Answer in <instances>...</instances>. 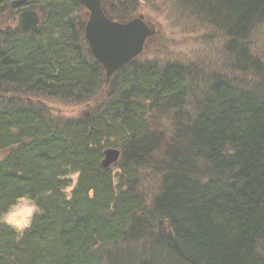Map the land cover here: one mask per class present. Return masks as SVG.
Wrapping results in <instances>:
<instances>
[{
    "label": "trees",
    "instance_id": "obj_1",
    "mask_svg": "<svg viewBox=\"0 0 264 264\" xmlns=\"http://www.w3.org/2000/svg\"><path fill=\"white\" fill-rule=\"evenodd\" d=\"M142 1L103 0L120 22ZM175 1L225 33L234 72L249 75L245 86L246 77L235 85L218 77L202 93L199 71L133 62L108 88L75 0H0L9 16L0 28V99L13 96L0 100V213L22 196L42 210L23 234L0 224V264H264V70L247 49L264 0ZM29 10L40 25L13 26ZM104 92L103 110L64 125L12 102L88 104ZM192 94L193 122L176 117L165 142L150 123ZM107 148L122 154L116 174L101 165ZM163 148L164 159L153 160ZM142 171L162 175L150 208L137 187ZM141 241L149 256H131Z\"/></svg>",
    "mask_w": 264,
    "mask_h": 264
},
{
    "label": "rangeland",
    "instance_id": "obj_2",
    "mask_svg": "<svg viewBox=\"0 0 264 264\" xmlns=\"http://www.w3.org/2000/svg\"><path fill=\"white\" fill-rule=\"evenodd\" d=\"M178 4L179 3L175 0H145L139 4L137 10H134L131 19L139 15H144L149 22L156 25L158 33V35L148 43L149 45L137 61V64L147 67L152 63L159 67L178 64L187 67L193 73L199 71L201 77L197 79V82H199L202 87L200 88L202 93L206 90L205 86H207L208 82L218 77L227 78V80L231 81L234 85L237 83L238 79L246 77V81L242 82L245 86L249 80V75L244 74V77L242 76L243 74L240 73V76H238L234 72L233 57L226 51L227 44L230 40L228 37L226 38L225 33L203 22L202 19L194 16L193 13L182 8L180 5L178 6ZM36 12L39 16L41 15L38 11ZM17 16H15V20L13 19V26L15 27L18 22ZM8 18L9 16L6 15V13L0 15V26L7 23ZM0 28L4 27L2 26ZM247 42V49L251 52L252 59L258 62V65L264 70V22L249 35ZM117 79L118 77H114L107 84L105 82L106 87L109 88V86H112ZM254 81L257 82L258 78H255ZM197 87L192 86V92L198 93L199 89ZM12 97L13 96H11V98ZM11 98L0 100L10 102ZM194 98L193 94L190 95V98L186 100L184 105L174 108L175 111L173 112H166L165 115L156 119L157 122H151L150 128L152 130L158 129L163 131L165 142L169 140V137L175 132L173 127L177 128L178 125V119H176V117L187 118L186 121L181 119L178 120L180 124L185 125L193 122L190 120L194 118L192 108L195 103ZM106 101V92L102 95H98L96 99L88 102V104L77 105L47 97H33V99L27 97H14L12 99L14 104L21 105L22 102H29L37 105L38 108L43 109V112L51 117L54 125H64L67 120H77V118L85 117L88 113L93 115L97 114L99 110H103ZM151 116L153 118V114H151ZM164 154L163 148L154 156L153 160L158 161V159H164ZM119 162H121V160ZM119 162L113 165L111 169L114 174L119 171ZM73 179L75 184L77 178L74 176ZM161 179L162 175L157 171L154 173H148L147 171L140 172V182L137 187L146 199L145 205L147 208L151 207L152 200L161 187ZM71 191L72 189H70L67 194H70ZM155 225L158 226H155L157 227L155 228L157 233L166 230V228L163 229L159 227V223H155ZM147 235H149V233H147ZM149 247L150 245L146 246V244L141 241L138 243L137 247L133 246L131 256L138 253L149 256ZM262 248L264 253V245ZM107 249H109V247L102 250V252H105ZM155 250L157 249L154 245L151 252L153 253Z\"/></svg>",
    "mask_w": 264,
    "mask_h": 264
},
{
    "label": "water",
    "instance_id": "obj_3",
    "mask_svg": "<svg viewBox=\"0 0 264 264\" xmlns=\"http://www.w3.org/2000/svg\"><path fill=\"white\" fill-rule=\"evenodd\" d=\"M75 2L88 14L84 24L86 44L92 57L103 68L106 82L130 62L140 58L148 41L158 35L156 25L143 15L125 23L115 22L105 13L101 0H75ZM40 21V16L35 11H25L18 15L16 28L34 29ZM103 155L101 165L110 169L120 160L122 154L112 148L104 150Z\"/></svg>",
    "mask_w": 264,
    "mask_h": 264
},
{
    "label": "clouds",
    "instance_id": "obj_4",
    "mask_svg": "<svg viewBox=\"0 0 264 264\" xmlns=\"http://www.w3.org/2000/svg\"><path fill=\"white\" fill-rule=\"evenodd\" d=\"M3 157L0 156V159ZM42 212L36 201L28 196L18 197L7 211L0 213V224L6 225L23 234L28 230L34 218Z\"/></svg>",
    "mask_w": 264,
    "mask_h": 264
},
{
    "label": "bare ground",
    "instance_id": "obj_5",
    "mask_svg": "<svg viewBox=\"0 0 264 264\" xmlns=\"http://www.w3.org/2000/svg\"><path fill=\"white\" fill-rule=\"evenodd\" d=\"M30 30H32V29H30ZM30 30H24V31H30Z\"/></svg>",
    "mask_w": 264,
    "mask_h": 264
}]
</instances>
